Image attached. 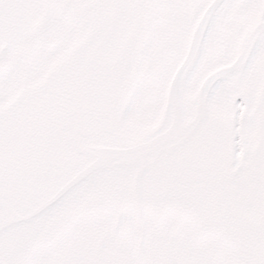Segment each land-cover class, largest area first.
<instances>
[{"label": "snow or ice", "instance_id": "snow-or-ice-1", "mask_svg": "<svg viewBox=\"0 0 264 264\" xmlns=\"http://www.w3.org/2000/svg\"><path fill=\"white\" fill-rule=\"evenodd\" d=\"M0 264H264V0H0Z\"/></svg>", "mask_w": 264, "mask_h": 264}]
</instances>
